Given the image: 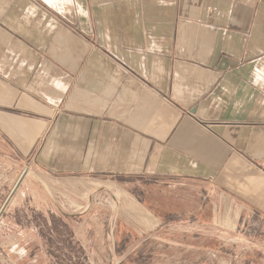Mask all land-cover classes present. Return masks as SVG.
Wrapping results in <instances>:
<instances>
[{
	"label": "crops",
	"instance_id": "0c3cea01",
	"mask_svg": "<svg viewBox=\"0 0 264 264\" xmlns=\"http://www.w3.org/2000/svg\"><path fill=\"white\" fill-rule=\"evenodd\" d=\"M9 154L24 201L107 186L264 254V0H0L3 180Z\"/></svg>",
	"mask_w": 264,
	"mask_h": 264
},
{
	"label": "rangeland",
	"instance_id": "374dc122",
	"mask_svg": "<svg viewBox=\"0 0 264 264\" xmlns=\"http://www.w3.org/2000/svg\"><path fill=\"white\" fill-rule=\"evenodd\" d=\"M6 157L10 176L0 178V264H264L256 239L216 232L203 214L148 230L111 187L72 195L56 183L43 207L19 199L21 178L12 177L19 166L14 155Z\"/></svg>",
	"mask_w": 264,
	"mask_h": 264
}]
</instances>
